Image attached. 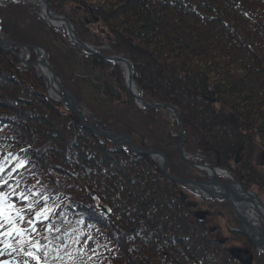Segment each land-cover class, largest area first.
Instances as JSON below:
<instances>
[{"label": "trees", "instance_id": "obj_1", "mask_svg": "<svg viewBox=\"0 0 264 264\" xmlns=\"http://www.w3.org/2000/svg\"><path fill=\"white\" fill-rule=\"evenodd\" d=\"M49 4L81 42L128 59L142 101L176 109L187 156L228 171L264 202V0ZM0 34L26 46L28 63L34 48L44 50L105 128L130 136L139 150L163 152L171 176L197 179L180 156L174 117L138 108L118 64L83 52L23 1L0 5ZM39 75L0 49V206L11 219H0L1 259L25 264L32 252L39 261L28 255L27 264H240L214 238L218 203L83 127L46 96ZM199 212L208 213L205 222ZM228 233L247 240L239 228Z\"/></svg>", "mask_w": 264, "mask_h": 264}, {"label": "water", "instance_id": "obj_2", "mask_svg": "<svg viewBox=\"0 0 264 264\" xmlns=\"http://www.w3.org/2000/svg\"><path fill=\"white\" fill-rule=\"evenodd\" d=\"M45 4V12H47V14L49 15L50 19H52V21L54 22H61L66 29L67 35L69 37V39L74 42L77 46H80L84 52H87L88 54H92L93 56H99L95 51H93V49L91 48V46H88L86 44H83L82 42L79 41V39L76 37V34L74 32V29L72 28V26L68 23V21L64 18V17H59L54 15L51 10L50 7L48 5V3L46 1H44ZM52 25V23H50ZM53 26V25H52ZM55 27V26H53ZM8 42V41H7ZM1 45V44H0ZM11 45H15L10 43ZM2 50H4L5 52L12 54L13 56H15L20 63H22L25 66H42L45 71L49 74L50 79L53 83L54 86L57 87V93L58 95L64 99V103L66 104V109L71 112L76 114V116L78 117L81 125L83 127H87L89 130H91L96 136H99L103 139L109 140L113 143V145L119 149L122 150L123 146L127 147L126 153H132L135 154L137 156H147L152 158V156H158L160 158L161 161V167L159 166V168L161 169L162 173L164 175H166V166H167V159L166 156L164 155V153H162L159 150H149V151H138L135 147V144L132 140V138L128 135H119V134H115L111 131H109L108 129H106L102 124H100L98 127H92L89 126L86 122V118L82 115V108L80 107V105L77 103V101L75 100V98L73 97V95L71 94V92L60 82V80L56 77L53 69L51 68V66L49 65V63L46 60V56L43 54L41 58L38 57V55L36 56V60L33 64L31 65H27L26 61L23 60L19 54H17L12 48H8V49H4L2 48ZM35 52L38 53L40 52V49H35ZM103 59L109 61V62H113V63H117V64H125L129 70V75L127 76V88L128 90L131 92V87L133 83L132 80V72H131V68L130 65L128 63V61L120 56L118 57H103ZM41 59V60H40ZM42 77V76H41ZM43 78V77H42ZM44 79V78H43ZM45 80V79H44ZM46 82V81H45ZM133 98L136 102V104H138L139 108H150V109H160V110H166L168 111L174 118H175V122L178 128V137H179V150L181 155L183 156V158L194 168H196L198 170V172L201 174V180L199 181H194V180H181V179H177L174 177H170L168 176V178L174 182L177 183L183 187H185L186 189H194L195 193L200 195L201 198L203 200L206 201H210L213 198H222V199H230L231 195H230V190H231V184L230 183H226V184H222L219 183L215 176L217 175V173L220 171H218V169L212 168L210 167L208 164H203L198 166L197 164H195L193 161H190L189 159L185 158L184 155L182 154V143H183V138H182V131H181V122H180V118H179V114L176 111V109L168 104H147L146 102H143L138 95H133ZM206 170L210 171V174H206ZM230 180H232L231 182H233L234 185H238L236 181H234V179L232 178V176H230ZM220 188L219 190L221 191H215L212 190L214 188ZM224 189V191H222ZM242 191L244 193H246L247 195H250L252 197H254L255 200H257V197L254 194H251L249 192H246L245 189L241 188ZM232 201V200H231ZM230 203V202H229ZM259 206L263 209V213L261 214L262 217V221H261V230H260V236H259V240L252 238L251 236V231L249 229V225L247 224V220L245 218L244 215H242L235 207L234 205L230 206L233 209V212L235 213V215L238 217V219L241 222V226H242V231L251 238L253 245L255 246L256 249L260 248L264 250V206L258 202ZM104 214L109 215V212L106 209L102 210ZM198 218L200 219H204V214H200L198 216Z\"/></svg>", "mask_w": 264, "mask_h": 264}, {"label": "rangeland", "instance_id": "obj_3", "mask_svg": "<svg viewBox=\"0 0 264 264\" xmlns=\"http://www.w3.org/2000/svg\"><path fill=\"white\" fill-rule=\"evenodd\" d=\"M8 1H18V2H24V3H26V5H27V13L29 14H32V15H34V16H36V17H38L39 19H41L42 21H45V22H47L48 23V21H46V19H44V16H42V14H41V7H44L45 8V4H44V1H46L47 3H48V5H49V7H50V4H49V0H41L42 1V6L40 5V3L37 1V0H6L5 2H8ZM5 2H0V5H3ZM50 10H51V12L54 14V15H56V16H59V17H63V16H61V15H58V14H56V13H54L53 11H52V9H51V7H50ZM65 18V17H64ZM66 19V18H65ZM67 20V19H66ZM68 21V20H67ZM68 23H69V21H68ZM49 24V23H48ZM70 24V23H69ZM71 25V24H70ZM0 37H2V38H5L8 42V46L10 45V43H12V44H16V43H14V42H12V41H10L7 37H5V36H3L2 34H0ZM77 37V36H76ZM80 41V40H79ZM81 42V41H80ZM74 43V42H73ZM83 43V42H82ZM1 44V43H0ZM83 44H85V43H83ZM77 46V45H76ZM14 47H17L18 48V50L16 51V50H14L13 48ZM2 48H4L2 45H0V49L2 50ZM8 48H12L17 54H19V55H21V52H22V48H25L26 49V46H21V47H18V45L16 46V45H11V46H9ZM8 48H4V49H8ZM78 48H80L83 52H84V50L80 47V46H78ZM91 48L93 49V51H95L99 56H96V57H99V58H101V59H103L102 58V56L103 55H101L100 53H98V49L97 48H94V47H92L91 46ZM38 49H40L41 51H43L44 52V50H42L41 48H38ZM3 52H5L4 50H2ZM109 51V50H108ZM35 52V51H34ZM5 53H7V52H5ZM26 53V52H25ZM25 53H24V55H25ZM87 53V52H86ZM8 54V53H7ZM35 54V53H34ZM10 55V54H9ZM92 55V54H91ZM11 57H14L18 62H19V60L15 57V56H13V55H10ZM118 56H120V57H122V58H124V59H126L127 61H128V59L127 58H125V57H123L121 54H116V53H111V56H109V57H118ZM103 57H108V56H103ZM26 58H27V53H26V55H25V59L24 60H26ZM35 60H36V55H35V59H34V61L32 62V63H28V62H26L27 63V65H31V64H33L34 62H35ZM103 60H105V59H103ZM105 61H107V60H105ZM48 62V61H47ZM128 63H129V61H128ZM19 64L22 66V67H32V66H25V65H23L22 63H20L19 62ZM117 64V63H116ZM130 64V63H129ZM50 65V64H49ZM121 68H122V64H118ZM32 68H35V70H36V72H39L40 73V70H39V68L38 67H32ZM52 68V67H51ZM123 70V69H122ZM54 71V70H53ZM54 73H55V71H54ZM55 75H56V73H55ZM40 76V75H39ZM41 77V76H40ZM56 77H57V75H56ZM58 78V77H57ZM41 79L43 80V82H44V85H45V91H46V96L50 99V100H52V101H54L55 103H59V104H61L62 106H63V109L65 110V111H67V112H69L66 108V104L63 102V101H58V99H57V101L56 100H53L52 98H51V96L49 95V93H48V91H47V86H46V82H45V80L41 77ZM59 79V78H58ZM60 80V82L63 84V82H62V80L61 79H59ZM64 85V84H63ZM65 86V85H64ZM127 87V86H126ZM137 87V86H136ZM128 89V88H127ZM129 91V90H128ZM72 94V93H71ZM129 94L130 95H132V97H133V95H135V94H133L132 93V91L130 92L129 91ZM136 95H139V93H138V91H137V93H136ZM74 97V96H73ZM75 98V97H74ZM75 100H76V98H75ZM77 101V100H76ZM135 102V101H134ZM78 103V102H77ZM79 105H80V107L82 108V110H84V113H85V118H86V121L90 124V126H92V127H98L100 124H102L103 125V122L101 121V120H98L97 118H95V117H93V115H91L80 103H78ZM137 105V104H136ZM69 113H71V112H69ZM71 114H74V113H71ZM75 116H76V114H74ZM171 115V114H170ZM172 116V115H171ZM77 117V116H76ZM173 117V116H172ZM78 118V117H77ZM79 120V119H78ZM104 126V125H103ZM178 129V128H177ZM181 131H182V128H181ZM99 137V136H98ZM101 138V137H100ZM179 138V137H178ZM182 138H183V135H182ZM103 139V138H102ZM137 150L138 151H141V152H144V151H149V150H139L138 148H137ZM178 150H179V140H178ZM160 151V150H159ZM179 153H180V150H179ZM240 150H238V152H237V154H236V158H239L240 157ZM182 154L184 155V157L185 158H188L190 161H193V158L192 157H190V156H187L185 153H184V151H183V143H182ZM142 156V155H141ZM180 156L182 157V159L185 161V162H187L184 158H183V156L181 155V153H180ZM147 157V156H146ZM153 163H155L157 166H158V168H159V166L161 167L162 165V163H161V161H160V159H158V160H154L153 158H150V157H148ZM257 160V159H256ZM188 163V162H187ZM189 164V163H188ZM197 164V163H196ZM167 167H168V161H167V166H166V175H164L163 173H162V171H161V169L159 168V170L161 171V173L167 178V179H169L168 178V176H170L171 177V175L170 174H168L167 173ZM218 171H220V173L218 172L217 173V176L216 177H219V178H222V180H219V183H222V184H226V183H230L231 184V188L233 187V186H237V187H239L240 189L241 188H243V189H245L241 184H239L235 179H234V177L228 172V171H226V170H222V169H219ZM225 175H227L228 177H224ZM230 176H232V178L234 179V181H236L237 182V184H239V186L238 185H234L233 184V182H231L232 180H230ZM172 177H174V176H172ZM170 180V179H169ZM187 180H190V179H187ZM199 180H201V179H198L197 181H199ZM171 181V180H170ZM174 183V182H173ZM175 184H177V183H175ZM179 185V184H178ZM180 186V185H179ZM242 190V189H241ZM246 190V189H245ZM191 191V192H190ZM222 191H224V189L222 190ZM254 191V190H253ZM249 191V190H246V192H249V193H251V194H254L256 197H257V200H256V202L258 203V202H260L262 205H264V202H262L263 200H262V198H260V196L258 197V194H257V191ZM189 192L190 193H192L193 195H194V190L193 189H191V190H189ZM244 194H246V193H244ZM230 195H231V193H230ZM247 195V194H246ZM248 196H250V195H248ZM254 198V197H253ZM230 199L232 200H229V199H222V198H219V199H217V198H213L211 201H209V202H216V203H218L220 206L218 207V208H216V210H218L219 212H222V214H223V216H220V217H218V216H214V218H216V219H212V222H211V227L214 229L213 230V234H214V238H216V239H219V241H226L227 242V247L230 249V250H233V251H235L236 252V255H237V257L240 259V264H254V263H260V259H262V262H261V264H263L264 263V250L263 249H261L260 250V248H258V249H256L255 248V246L253 245V243H252V240H251V238L249 237V236H247L243 231H242V226H241V222H240V220L238 219V217L235 215V213L233 212V209H232V207L230 206V203H231V205H234V198H233V196L231 195V197H230ZM230 202V203H229ZM260 210H261V214L263 213V209L260 207ZM239 211V210H238ZM218 212V213H219ZM242 215H243V213L241 212V211H239ZM260 220L262 221V217L260 216ZM235 221H237V223H235ZM248 224V223H247ZM235 228H239L240 229V232H242V234H244L247 238V240L245 241V239H243L244 240V242L242 241V240H234V239H229L230 237H231V235H230V233H228V231H231L232 229H235ZM249 229H250V231H251V237L252 238H254V239H257V240H259V236H260V230H261V222H260V228H258V230L256 231L254 228H252V227H249ZM234 240V241H233ZM1 254H2V252L0 251V264H19V262L17 261V260H2L1 259ZM29 256L27 255V256H24L23 258H22V261L25 263V264H27L28 262H29ZM30 259H33V258H30ZM257 263V264H258Z\"/></svg>", "mask_w": 264, "mask_h": 264}, {"label": "bare ground", "instance_id": "obj_4", "mask_svg": "<svg viewBox=\"0 0 264 264\" xmlns=\"http://www.w3.org/2000/svg\"><path fill=\"white\" fill-rule=\"evenodd\" d=\"M2 1H4V0H0V2H2ZM37 1L42 6V1L41 0H37ZM41 14H42V16H44V19H48L52 23L53 26L57 27L58 29H64L66 31L65 26L61 22H54V21H52V19H50V17L47 14V12H45V8L44 7H41ZM0 43H1V45L4 48H8L9 47L8 43H7V40L5 38L0 37ZM25 52H26V49L22 48V52H21L20 56H22L21 58L23 60H24V53ZM34 53H35L36 56L38 55L39 58H41L43 54L46 56V54L43 51H41V50L38 53H36V52H34ZM10 55H12V54H10ZM37 67L40 70V76H42L45 79V81H46L47 91H48L49 95L51 96V98L53 100H56V101L58 99V101H60V102L63 101L64 102V99L61 98L58 95L57 87L53 85L49 74L45 71V69L42 66H37ZM122 69L124 71V75L127 77L129 75V70H128V68H127V66L125 64H122ZM131 91H132L133 94L136 95L137 89H136L135 84H132ZM81 113L85 117L84 110H82ZM152 158L154 160H158L159 159L158 156H152ZM206 174L209 175L210 171L206 170ZM224 177H228V176L225 175ZM219 189L220 188H215L214 190L220 191ZM230 193H231V195L234 198V201H233L234 202V207L237 210H239V211H241L243 213V215L245 216V218L247 220V223H248L249 227H252V228H254L257 231L258 228H260V222H261V220H260L261 210H260L259 204L256 202V200L252 196H248V195L244 194V192L237 186H233L231 188V190H230Z\"/></svg>", "mask_w": 264, "mask_h": 264}, {"label": "snow or ice", "instance_id": "obj_5", "mask_svg": "<svg viewBox=\"0 0 264 264\" xmlns=\"http://www.w3.org/2000/svg\"><path fill=\"white\" fill-rule=\"evenodd\" d=\"M41 214L42 213H38L37 215L39 216ZM0 219H8L9 220V223H11L10 215L8 213H6L5 209L2 206H0ZM13 231H16L17 234H21L20 233V230H17L15 228L13 229ZM27 255L33 256L34 259H37V261H39V258L38 257H35L32 252H28Z\"/></svg>", "mask_w": 264, "mask_h": 264}, {"label": "flooded vegetation", "instance_id": "obj_6", "mask_svg": "<svg viewBox=\"0 0 264 264\" xmlns=\"http://www.w3.org/2000/svg\"><path fill=\"white\" fill-rule=\"evenodd\" d=\"M207 213V212H206ZM208 214V213H207ZM206 218H208V215H206ZM205 222V221H204Z\"/></svg>", "mask_w": 264, "mask_h": 264}]
</instances>
